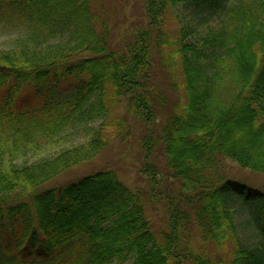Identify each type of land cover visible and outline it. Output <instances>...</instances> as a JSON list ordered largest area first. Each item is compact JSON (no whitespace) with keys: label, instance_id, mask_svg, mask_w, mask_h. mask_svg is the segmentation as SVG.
I'll return each mask as SVG.
<instances>
[{"label":"trees","instance_id":"trees-1","mask_svg":"<svg viewBox=\"0 0 264 264\" xmlns=\"http://www.w3.org/2000/svg\"><path fill=\"white\" fill-rule=\"evenodd\" d=\"M101 1L0 0V29L17 34L0 51V264H264V193L224 173L230 160L264 174V0H144L120 32ZM183 5L223 26L171 36L166 14ZM176 59L181 85L164 71ZM78 131L92 139L21 164ZM127 139L148 191L108 167L41 189ZM244 209L253 244L239 236Z\"/></svg>","mask_w":264,"mask_h":264},{"label":"rangeland","instance_id":"rangeland-1","mask_svg":"<svg viewBox=\"0 0 264 264\" xmlns=\"http://www.w3.org/2000/svg\"><path fill=\"white\" fill-rule=\"evenodd\" d=\"M97 10L103 13L107 18L109 25L114 28L117 32L122 31L129 24L135 23L139 20L140 9L143 8L144 0H102L97 3ZM168 32L173 37L184 38L186 32L190 29H200V34L204 35L212 29H216L223 26V18L217 17L216 19L210 20V23H203L199 25L194 9L188 6H178L176 8H169L166 14ZM186 29V32H184ZM199 35V33H197ZM197 34L186 36V41H196ZM185 35V36H184ZM17 34L10 33L9 31H3L0 29V51H10L15 48ZM179 59V58H177ZM175 60L173 66H167L164 71H172V76L176 79L180 85L182 84V66L179 60ZM183 96L184 90L180 88L175 93V97ZM121 111L119 114H122ZM133 124V123H132ZM139 131L141 127H138ZM133 132V135L137 137V130ZM61 135L49 144L44 145L39 151L30 154L26 161H22L21 164L25 163H36L42 160H51L57 158L60 154L67 150H72L88 142L92 139V136L84 135V132H69L67 135ZM140 147L138 142H131V140H124L122 142L114 141L108 147L102 150L99 155L87 162L80 163L68 170L64 174L44 184L41 189L47 190L60 186L66 182L82 177L84 175L93 173L95 171L112 168L119 175L122 181L129 186L148 191L149 188L146 184V178L140 172L141 158L139 157ZM144 158H142L143 160ZM224 173L229 177L237 181L243 182L255 189L261 190L264 193V174L253 172L248 169H243L237 163L230 160L225 161ZM28 200V199H27ZM146 212L148 218L154 224L155 231L160 234L163 230L167 215L164 210L163 202L155 200L152 204L145 203ZM240 210V209H239ZM238 210V211H239ZM236 224L239 227V236L248 244L256 243L259 239L256 237V229L252 223V217L245 209L241 212H237ZM200 239L197 235L196 238ZM230 244L229 248H231ZM213 248L210 247L209 254H213ZM233 257L230 255L226 258L227 261H231ZM135 257H131L130 261L126 264H134Z\"/></svg>","mask_w":264,"mask_h":264}]
</instances>
